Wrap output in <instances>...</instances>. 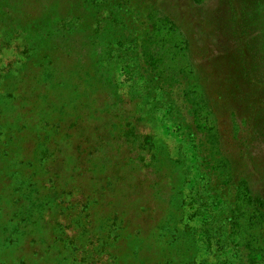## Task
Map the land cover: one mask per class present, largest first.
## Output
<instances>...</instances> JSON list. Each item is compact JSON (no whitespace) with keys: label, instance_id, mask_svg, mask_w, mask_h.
<instances>
[{"label":"rangeland","instance_id":"rangeland-1","mask_svg":"<svg viewBox=\"0 0 264 264\" xmlns=\"http://www.w3.org/2000/svg\"><path fill=\"white\" fill-rule=\"evenodd\" d=\"M243 46L264 84V0H0V264H264V218L214 176L244 151L264 192V85L236 72L223 144L179 92Z\"/></svg>","mask_w":264,"mask_h":264},{"label":"trees","instance_id":"trees-1","mask_svg":"<svg viewBox=\"0 0 264 264\" xmlns=\"http://www.w3.org/2000/svg\"><path fill=\"white\" fill-rule=\"evenodd\" d=\"M198 17L199 16L196 14L192 15V23H194L192 30L194 32L196 27H199V25H201L204 21L203 16L200 18ZM172 22L175 23V21ZM199 29L201 30L200 27ZM184 32H182L183 35L187 36V49L194 50L195 37L190 38V35H188L186 31ZM193 34L196 35L195 33ZM242 48L244 49V54L242 55L244 58L240 59L238 62L231 61L229 58L217 57L215 59H209V61L206 62H201L196 66V71H192L191 73H188V75L184 74L183 82L180 84V86L184 88H181L179 92L184 103L191 104L188 108L192 109V112L189 113L191 118L188 119V123L191 125V129L195 130L192 132L194 137L196 134H199V136L204 138L210 133V135L220 144H223L226 141V138H228L224 133L226 131V127L228 126L224 119V111L225 109H231V111L236 112V110H234V105L237 102V93H235V90H240L243 86V84L238 80L236 72H239L240 70L244 72V80L248 83L253 85H264L263 82L258 79L255 71L252 70L254 69V60L247 57L249 54L245 51L244 46ZM184 80L186 82H184ZM229 87H231L230 90ZM254 106L255 108L253 109V114H256L258 110L264 109V101L259 102L257 105L254 103ZM207 116H209L213 121L211 127L208 125V122L205 121ZM197 120L200 121L197 122ZM253 129L252 133L256 131L255 128ZM219 155L221 154L216 156ZM211 162H213V160L210 158L206 159L207 165L210 166ZM219 163V166L215 168L217 169V172L214 176L224 177L222 187L229 191L231 186L232 192H234L235 195V198H232L235 202L240 199L248 204L250 203L252 205L251 208L254 215L258 218H264L263 190L258 189L255 191L254 185L252 184L253 180L245 176L246 173L244 171L242 172L239 170L240 168H243V165H250L252 163L249 155L244 151L238 152L235 155L227 154L225 158L220 159ZM214 182L215 181L212 178H208L207 180L208 184H212ZM208 204L209 196H206L198 201L199 208ZM234 218V215H232L231 220ZM250 261L251 264H256V257H252L249 262ZM244 264H246V262H244Z\"/></svg>","mask_w":264,"mask_h":264}]
</instances>
